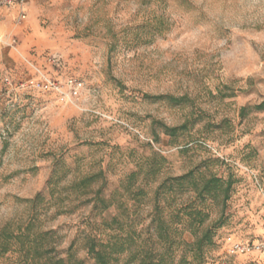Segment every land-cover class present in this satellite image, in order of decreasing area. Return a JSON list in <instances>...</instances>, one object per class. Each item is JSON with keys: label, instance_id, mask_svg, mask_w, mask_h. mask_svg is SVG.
<instances>
[{"label": "rangeland", "instance_id": "374dc122", "mask_svg": "<svg viewBox=\"0 0 264 264\" xmlns=\"http://www.w3.org/2000/svg\"><path fill=\"white\" fill-rule=\"evenodd\" d=\"M69 78L83 83L77 97ZM101 172L81 196L74 186ZM189 173L182 189L156 194ZM211 177L227 191L201 195ZM100 187L113 202L103 212L85 203ZM184 210L208 215L200 234L214 231L190 264H264V252H229L264 238V0L0 9V264H47L52 246L93 264L89 237L107 243L134 227L150 244L157 214L176 248L194 241Z\"/></svg>", "mask_w": 264, "mask_h": 264}, {"label": "trees", "instance_id": "16d2710c", "mask_svg": "<svg viewBox=\"0 0 264 264\" xmlns=\"http://www.w3.org/2000/svg\"><path fill=\"white\" fill-rule=\"evenodd\" d=\"M155 172V171H154ZM103 173L93 174L85 177L78 182L74 187L80 189L81 196L89 194V187L93 184ZM192 176L191 173L184 176L174 178L169 183H162L156 190L158 195L161 190H174V186L177 185L179 189L183 188L184 181ZM229 185L225 187V183L217 178L211 177L207 179L200 190V194H212L218 191H227ZM103 192V187H100L98 190L93 191L94 196L90 199H86L85 203H89L92 200L95 201L94 209H99L100 211L108 210L113 204L112 201H108L105 197H101ZM144 189H139L136 193V196L144 195ZM40 197V196H39ZM98 202L100 205H98ZM187 210V209H185ZM183 216L189 217V223L192 227V237L194 238L193 242H187L185 240L180 241L179 246L174 247L175 242L171 238L170 228L165 225V222L158 214L155 215L152 219V224L155 225V230L148 238L151 240V243H145L144 240L141 243H138L142 239L143 230L137 232L133 227L129 230L127 235L124 237L122 235H116L112 237L107 243L99 241L96 237L88 238V254L94 260L93 264H116L119 260V256L129 252L130 258L127 264L133 262H138L137 264H190L187 258V254L191 253L193 261L202 263L204 248L213 243L214 231L211 228L200 230L203 228L208 215L204 214L200 210H192L190 212L185 211ZM182 219V216L180 217ZM111 224H118L119 228L123 229V223L120 222V219L114 217ZM48 234H42L41 237L47 236ZM23 240H29L25 234L22 235ZM153 236V237H152ZM156 236V237H155ZM151 237L153 239H151ZM37 239V238H36ZM31 242V241H29ZM26 243V242H24ZM163 243V248H158L157 245ZM136 246L135 249L133 247ZM184 246L185 249L180 247ZM179 251L180 260L179 263H176L177 252ZM48 262L47 264H85L84 260L76 257V254L72 253L70 250L67 252V255L64 257L61 255L55 246H52L48 249ZM42 256V255H41Z\"/></svg>", "mask_w": 264, "mask_h": 264}, {"label": "built area", "instance_id": "2783aa9c", "mask_svg": "<svg viewBox=\"0 0 264 264\" xmlns=\"http://www.w3.org/2000/svg\"><path fill=\"white\" fill-rule=\"evenodd\" d=\"M19 4H20V0H0V9L11 8L12 6L19 5ZM58 62H59L58 60L53 59V63L58 64ZM42 86L45 89L54 90L61 94L63 91L62 85L59 82L53 81L51 79L44 80L42 82ZM66 86L70 90V96L77 97L80 90L83 87V83L73 78H69L66 81ZM229 252L231 255H249L254 252H259V253L264 252V238L261 239L257 244H253V245L252 244H242V243H237V242L232 243L230 245Z\"/></svg>", "mask_w": 264, "mask_h": 264}]
</instances>
